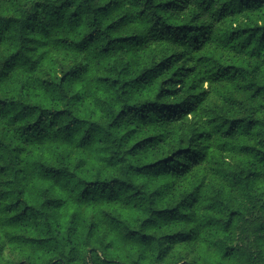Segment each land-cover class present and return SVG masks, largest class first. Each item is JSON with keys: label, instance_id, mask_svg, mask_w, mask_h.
<instances>
[{"label": "trees", "instance_id": "trees-1", "mask_svg": "<svg viewBox=\"0 0 264 264\" xmlns=\"http://www.w3.org/2000/svg\"><path fill=\"white\" fill-rule=\"evenodd\" d=\"M0 264H264V0H0Z\"/></svg>", "mask_w": 264, "mask_h": 264}]
</instances>
